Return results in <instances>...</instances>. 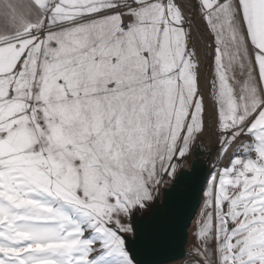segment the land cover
<instances>
[{"label": "snow or ice", "instance_id": "snow-or-ice-1", "mask_svg": "<svg viewBox=\"0 0 264 264\" xmlns=\"http://www.w3.org/2000/svg\"><path fill=\"white\" fill-rule=\"evenodd\" d=\"M190 195L264 264V0H0V264H171Z\"/></svg>", "mask_w": 264, "mask_h": 264}, {"label": "water", "instance_id": "water-1", "mask_svg": "<svg viewBox=\"0 0 264 264\" xmlns=\"http://www.w3.org/2000/svg\"><path fill=\"white\" fill-rule=\"evenodd\" d=\"M202 159L206 161V167L209 169V171H211V164L214 162L213 159L211 161L207 160V152H205L204 156H202ZM201 202L202 198L197 199L195 195H190L184 204L180 215V227L174 235L169 251V255L174 258L171 263L181 261L185 258L188 245L189 230L198 213Z\"/></svg>", "mask_w": 264, "mask_h": 264}, {"label": "rangeland", "instance_id": "rangeland-1", "mask_svg": "<svg viewBox=\"0 0 264 264\" xmlns=\"http://www.w3.org/2000/svg\"><path fill=\"white\" fill-rule=\"evenodd\" d=\"M212 159H213V161H215V157H213ZM202 204H203V200L201 202V205H200V208L198 210V213H197V215H196V217H195V219H194V221H193V223H192V225L190 227V230H189V238H188V245H187V248H188L189 253H190V250L192 249L193 244L195 242V235H194V233H195V230L197 228V221L199 219V214H200V211H201ZM192 260H193V257L191 258V260H189V261H183L180 264H191V261Z\"/></svg>", "mask_w": 264, "mask_h": 264}, {"label": "built area", "instance_id": "built-area-1", "mask_svg": "<svg viewBox=\"0 0 264 264\" xmlns=\"http://www.w3.org/2000/svg\"><path fill=\"white\" fill-rule=\"evenodd\" d=\"M191 258H192V256L189 255V251H188V248H187V249H186V255H185V258H184L183 260H187V261H189V260H191Z\"/></svg>", "mask_w": 264, "mask_h": 264}, {"label": "bare ground", "instance_id": "bare-ground-1", "mask_svg": "<svg viewBox=\"0 0 264 264\" xmlns=\"http://www.w3.org/2000/svg\"><path fill=\"white\" fill-rule=\"evenodd\" d=\"M183 261H187V260L176 261V262H173V263H171V264H180V263L183 262Z\"/></svg>", "mask_w": 264, "mask_h": 264}]
</instances>
